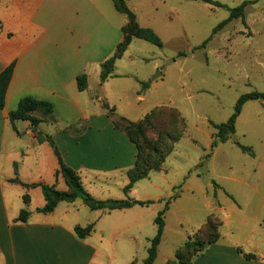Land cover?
I'll return each instance as SVG.
<instances>
[{
    "label": "crops",
    "instance_id": "1",
    "mask_svg": "<svg viewBox=\"0 0 264 264\" xmlns=\"http://www.w3.org/2000/svg\"><path fill=\"white\" fill-rule=\"evenodd\" d=\"M129 2L126 6L133 13ZM127 22L111 0H0V73L13 65L0 109V264H143L147 257L148 241L156 229L149 235L143 227L145 217L134 210L162 199L160 186L150 181L153 173L161 178L160 171L149 173L127 194L131 200L152 204L110 212L91 211L78 199L60 202L51 213L41 214L38 210L44 206V198L41 189L34 187L46 185L67 191L55 150L49 143L38 141L40 132L52 139L62 162L77 173L93 199L112 200L117 191L121 199H126L123 190L128 184L127 171L136 159V148L114 127L113 120L137 123L153 109L169 107L152 104L141 86L147 79L132 73L130 67L137 66L135 60L143 59L137 53L132 57L138 39H132L115 61L111 75L100 83L101 65L122 41L121 30ZM81 75L87 79V88L82 92L76 85ZM25 97L52 106V120L45 118L37 131L24 121L15 122L14 130L8 119V113ZM14 179L18 183H12ZM144 180L158 196L137 195L138 184ZM28 207L32 211H26ZM22 210L28 212V218L24 223L16 222ZM228 212L224 220L230 218L231 210ZM114 213L127 214L129 219L123 221L120 219L126 217L117 215L96 226ZM91 224L90 234L79 239L75 228ZM221 226L218 240L191 264H264V227ZM235 228L246 229L244 240L236 239ZM169 230L164 225L153 264H165L186 241L181 242L183 231H173L180 240L164 253L161 247ZM119 247L122 252L118 260ZM138 247H143L145 253L137 261ZM247 255L253 258L246 259Z\"/></svg>",
    "mask_w": 264,
    "mask_h": 264
},
{
    "label": "rangeland",
    "instance_id": "2",
    "mask_svg": "<svg viewBox=\"0 0 264 264\" xmlns=\"http://www.w3.org/2000/svg\"><path fill=\"white\" fill-rule=\"evenodd\" d=\"M212 1L224 8L190 0H130L128 4L134 10L135 23L151 30L161 42L160 48L142 40L135 42L132 57L137 53L143 59L135 60L132 73L147 79L143 89L152 104L178 110L177 114L157 112L153 131L182 134L161 167V178L156 173L150 176L160 186L162 199L134 210L145 217L143 227L150 235L156 229L155 211L177 196L164 214V225L170 228L161 247L164 253L180 240L173 231H183V243L209 215L217 223L222 220L221 227H264V102H246L236 118L235 133L210 149L216 133L210 123H226L242 95L264 93V0ZM243 2L252 3L244 11L246 26L233 20L212 36L229 10ZM33 116L45 120L40 111ZM153 131L146 133L151 142L157 139ZM149 183L138 184L139 197L158 196ZM113 196L112 200H123L118 191ZM228 210L230 218L224 220ZM117 215L126 217L120 220L129 219L127 214L114 213L96 226ZM234 232L237 240H244L245 228ZM120 252L119 247L118 260ZM135 252L138 261L145 249L138 247Z\"/></svg>",
    "mask_w": 264,
    "mask_h": 264
},
{
    "label": "trees",
    "instance_id": "3",
    "mask_svg": "<svg viewBox=\"0 0 264 264\" xmlns=\"http://www.w3.org/2000/svg\"><path fill=\"white\" fill-rule=\"evenodd\" d=\"M129 0H111L114 9L127 17V25L122 28V41L117 45L114 54L101 65L100 73V83H104L106 79L111 75L115 61L118 60L122 54L126 51L128 45L132 39H138L145 41L151 45L158 48L161 47V42L158 37L149 29L140 28L135 23V15L130 12L126 6V2ZM193 2H200L203 4H208L217 8H224L223 5L212 0H190ZM250 2H243L239 6L229 10L228 18L217 25L213 31L212 36L223 29L228 23L233 20H240L244 26H246L244 20V11ZM200 48H203V44ZM13 71V65L8 66L0 73V109L4 106L5 94L8 88ZM76 85L78 91L82 92L87 88V79L85 75L78 76L76 78ZM142 88L146 87V84L141 85ZM248 101H263L264 93H251L242 95L236 102L233 114L227 120L226 123L220 125H213L210 123L212 128L216 131L215 135L212 137V142L210 144V149L215 148L218 144L224 143L228 140L229 136L235 133V121L239 116L243 105ZM167 111L171 113H176L177 110L171 107H159L153 109L149 114H147L141 121L137 123L128 122L122 118H114L113 125L116 129L122 131L129 141L134 144L136 148V159L133 167L127 171L128 184L124 188L123 192L126 196L125 200H107L99 201L93 199L83 188L80 178L75 171L68 168L60 157L59 152L56 150L52 139L40 132L37 133V139L39 142H47L55 150V154L59 161V173L63 177L67 191L61 192L55 190L53 187L46 185H34V187H39L41 189L44 206L38 210V213L49 214L60 202L71 203L75 200H81L84 205L91 211L103 210V211H113V210H123L128 209L133 206H148L151 202H138L131 200L127 197L128 192L133 188L134 184L138 181L148 177L151 172H159L161 167L168 155L173 151L174 146L182 138V134H174L163 131H153L154 120L157 112ZM40 111L45 118L52 120V106L49 103L35 100L30 97L22 98L17 107L8 113V119L15 130L14 123L17 121L28 122L32 131H37L41 120L35 119L32 113ZM112 114V110H108ZM153 131L156 134L157 139L153 142L148 140L146 133L148 131ZM239 149L244 153H250L248 148L238 145ZM208 156V155H207ZM206 156V158H207ZM12 183H18L17 179L11 181ZM176 195L172 196L168 201H166L164 208L159 211L153 221L156 227L155 236L148 241L149 246L147 248V257L143 261V264H153L157 256L158 246L161 241V237L164 230V214L168 210V206L171 200L176 199ZM28 199L25 196L24 202L27 203ZM28 212L22 210L16 219V222H26L28 218ZM221 223L212 218L209 215L195 234L188 237L186 241L174 252L173 257L167 261L165 264H191L192 260L201 254L205 248L213 243H215L218 238V229ZM93 225H88L84 229L79 227L75 228V233L79 239L85 238L92 231ZM238 252L240 250L238 249ZM246 259H251L253 256L247 255Z\"/></svg>",
    "mask_w": 264,
    "mask_h": 264
}]
</instances>
